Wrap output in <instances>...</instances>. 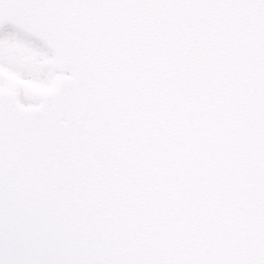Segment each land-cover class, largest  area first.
<instances>
[{"label": "snow or ice", "instance_id": "6c2138e0", "mask_svg": "<svg viewBox=\"0 0 264 264\" xmlns=\"http://www.w3.org/2000/svg\"><path fill=\"white\" fill-rule=\"evenodd\" d=\"M0 264H264V0H0Z\"/></svg>", "mask_w": 264, "mask_h": 264}]
</instances>
